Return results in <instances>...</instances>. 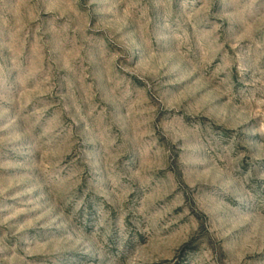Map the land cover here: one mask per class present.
I'll return each instance as SVG.
<instances>
[{"label":"rangeland","instance_id":"obj_1","mask_svg":"<svg viewBox=\"0 0 264 264\" xmlns=\"http://www.w3.org/2000/svg\"><path fill=\"white\" fill-rule=\"evenodd\" d=\"M0 264H264V0H0Z\"/></svg>","mask_w":264,"mask_h":264}]
</instances>
